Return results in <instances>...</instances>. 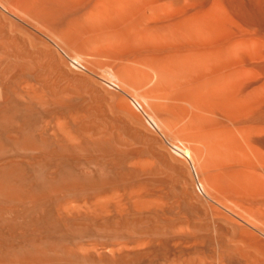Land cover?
Masks as SVG:
<instances>
[{
	"label": "bare ground",
	"instance_id": "6f19581e",
	"mask_svg": "<svg viewBox=\"0 0 264 264\" xmlns=\"http://www.w3.org/2000/svg\"><path fill=\"white\" fill-rule=\"evenodd\" d=\"M0 264H264V0H0Z\"/></svg>",
	"mask_w": 264,
	"mask_h": 264
}]
</instances>
